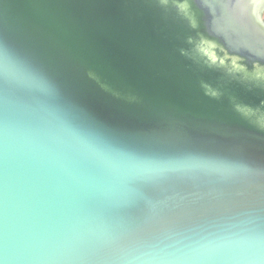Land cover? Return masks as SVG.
<instances>
[{
    "label": "water",
    "instance_id": "obj_1",
    "mask_svg": "<svg viewBox=\"0 0 264 264\" xmlns=\"http://www.w3.org/2000/svg\"><path fill=\"white\" fill-rule=\"evenodd\" d=\"M0 264H264V0H0Z\"/></svg>",
    "mask_w": 264,
    "mask_h": 264
}]
</instances>
